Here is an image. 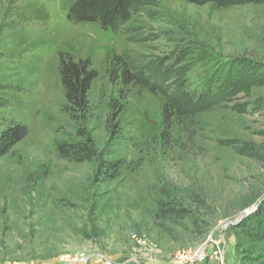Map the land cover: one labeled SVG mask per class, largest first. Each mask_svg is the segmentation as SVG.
<instances>
[{
	"label": "rangeland",
	"instance_id": "1",
	"mask_svg": "<svg viewBox=\"0 0 264 264\" xmlns=\"http://www.w3.org/2000/svg\"><path fill=\"white\" fill-rule=\"evenodd\" d=\"M73 1L0 0V83L21 89L0 94L10 101L0 109V132L13 121L29 129L0 158V264H63L81 256L94 264L97 256L110 264H174L178 252L223 236L226 264H258L261 244L239 251L233 226L219 227L264 199L262 76L248 75L244 94L199 127H177L165 138L158 100L138 90L120 96L105 73L111 52L130 50L150 61L188 50L196 85L223 78L242 60L264 75V5L152 0L125 33H114L69 22ZM61 50L91 59L100 75L86 123L95 162L74 163L56 151L78 127L62 112ZM116 160L127 170L111 179L103 165ZM168 207L178 213L165 217L160 211ZM181 211L192 213L196 230L209 223L206 236L190 235L193 224ZM167 233L178 234L183 248Z\"/></svg>",
	"mask_w": 264,
	"mask_h": 264
},
{
	"label": "trees",
	"instance_id": "2",
	"mask_svg": "<svg viewBox=\"0 0 264 264\" xmlns=\"http://www.w3.org/2000/svg\"><path fill=\"white\" fill-rule=\"evenodd\" d=\"M196 6L214 5L220 8L245 5H264V0H182ZM152 6V0H74L67 9V20L75 25L95 26L114 33H125L126 26L135 17ZM188 50H175L167 56L150 61H141L135 52L127 50L121 54L111 52L106 60V76L115 84L119 95L125 98L135 90L147 92L159 104L161 132L169 137L177 127L197 128L203 118L218 109H227L239 96L244 94L248 75L260 74V66L250 61H237L228 66L223 78L213 75L201 84H193L189 77ZM56 74L62 88L65 105L62 112L76 124L73 141H57L58 155L74 163L95 162L98 151L87 132L86 123L91 114L90 93L99 78L89 58H80L67 51H59L56 56ZM6 90L20 92V88L0 83V94ZM10 101L0 95V109L8 108ZM29 135L28 126L13 121L0 132V158L9 153ZM103 171L116 179L120 172L127 170L125 161L116 160L103 165ZM165 217L173 216L174 209H161ZM183 217L192 223L190 235L197 233L203 237L210 230L207 223L198 227L192 213L181 211ZM158 218H156V221ZM239 251L255 250L261 244L263 251L257 259L264 264V199L258 209L238 225L233 226ZM168 235L170 233H167ZM179 247L184 246L178 234H170ZM231 238V236L229 237ZM178 247V248H179ZM253 248V249H252ZM210 264V263H205Z\"/></svg>",
	"mask_w": 264,
	"mask_h": 264
},
{
	"label": "built area",
	"instance_id": "3",
	"mask_svg": "<svg viewBox=\"0 0 264 264\" xmlns=\"http://www.w3.org/2000/svg\"><path fill=\"white\" fill-rule=\"evenodd\" d=\"M143 244L142 239L137 240ZM227 242L225 236L221 239H209V243L203 244L197 249L178 252L174 264H226L225 249ZM97 264H110L102 256L96 257ZM63 264H94L93 260L84 256L68 259Z\"/></svg>",
	"mask_w": 264,
	"mask_h": 264
},
{
	"label": "water",
	"instance_id": "4",
	"mask_svg": "<svg viewBox=\"0 0 264 264\" xmlns=\"http://www.w3.org/2000/svg\"><path fill=\"white\" fill-rule=\"evenodd\" d=\"M261 202H262V201H260L259 203H257V204H255V205H253V206H251V207L245 209V210H244L243 212H241V213H240V214H239L234 220H232V221H228L227 223H225V225L219 227V229H220V230H226L227 227H228L229 225H232V226H236V225H238V224H239L240 222H242L247 216H249L250 214L254 213V212L258 209V207H259V205H260Z\"/></svg>",
	"mask_w": 264,
	"mask_h": 264
}]
</instances>
